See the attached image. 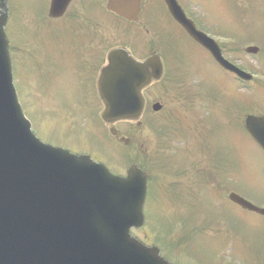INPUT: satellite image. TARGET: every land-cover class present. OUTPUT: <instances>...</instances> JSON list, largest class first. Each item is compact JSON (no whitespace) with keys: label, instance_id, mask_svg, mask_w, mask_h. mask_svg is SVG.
<instances>
[{"label":"rangeland","instance_id":"374dc122","mask_svg":"<svg viewBox=\"0 0 264 264\" xmlns=\"http://www.w3.org/2000/svg\"><path fill=\"white\" fill-rule=\"evenodd\" d=\"M181 2L198 26L214 32L217 37L220 36L222 42L226 44L222 47L228 59L237 65L252 67L253 72L261 71L260 69L264 67V53L249 56L239 52L240 50L234 52L232 46L235 42L242 44L245 38L255 36V32L248 31L244 21L246 18H264V0H181ZM14 4L17 5L18 13L21 12L23 5L28 12L32 14L36 12L33 0H14ZM25 15L29 17L12 20L11 25L15 34L11 33V35L18 41L26 33L24 28L29 30L27 25L38 22V18L32 17L30 13ZM18 26L20 29L16 30ZM166 30L176 38L171 55L177 53V56L186 58L187 62L183 65V69L167 72L165 81L157 85L154 90L153 99L164 104L163 111L167 116L173 115L172 123H169L167 130L170 135H174V124L179 119L184 127H182L183 133L186 131L190 132L187 135H191L197 134L196 130L199 131L195 145L202 144L208 150L209 154H204L206 161L210 158L214 174L224 179L214 185L210 182L201 193L194 194L193 190L186 187L185 192L177 189L171 196L172 183L181 181L195 184V175L187 173L180 178V174L175 172L174 168H162L158 160L155 162L153 156L156 153L158 136L154 125L146 124L141 129H135L124 124L125 131L131 129L136 132L132 145L121 148L107 139L102 140L101 145L103 152L112 158L117 156L116 150L119 153V156L109 162L112 169L125 172L130 164L139 163L151 173L153 191L145 207L147 225L143 230L135 231L134 235L159 244L167 257L181 264H245L239 257L245 254H249L251 260L247 261V264H256V261L260 260L259 257L264 255V218L231 204L228 195L237 189L245 198L264 206V153L243 130L240 132V118L242 120L245 118V114L241 112L250 107L245 96L246 92L251 95L254 93L253 98L262 101L264 105V90L258 91L262 83L258 84L257 80H253L248 83L249 88H247L246 82L236 80L233 74L218 66L205 49L184 32L180 33L175 28L168 27ZM33 49L32 43L20 52L33 53ZM170 57L169 55V59ZM19 62L20 59L17 64ZM18 71L19 89L21 88L25 102L22 103L23 108L32 121L35 132L42 140L51 143L62 140L52 132L60 123L59 120H62L61 128H71L80 123L84 128L85 125L89 126L86 123L90 120L81 122L82 112H77L80 109L83 111L86 104L64 102L59 96L36 99V96H32L37 91L35 72H30L26 84L24 74L27 73H23L20 67ZM173 73L176 77L175 83L178 79V88L175 87L174 90L169 86L170 82L165 83ZM206 86L207 92H201ZM187 100L189 102L185 103ZM205 100L209 101L210 113ZM256 106L259 105L254 101L253 109L256 110L252 111L253 113L260 111ZM70 135L71 137L63 139L67 142H75L74 140L81 136L77 129L72 130ZM126 136L130 137V134ZM136 139H139L138 146H134ZM185 142L178 140L174 146H185ZM189 142L193 143V141ZM106 145L107 148L104 147ZM188 151L189 148H185L184 152ZM172 152L175 154L174 150ZM190 153L192 156L195 155L196 146L191 147ZM199 154L197 153L195 159L188 157L187 160H199L201 157ZM184 159L177 153L172 161L183 164L186 163ZM189 169L195 171L191 167L185 170ZM230 234L233 237L231 241L228 237ZM237 237L244 240V244L255 247L244 254L242 250L237 249L239 244ZM207 238L211 242L206 243ZM222 239L225 241L224 245L221 244Z\"/></svg>","mask_w":264,"mask_h":264},{"label":"water","instance_id":"95a60500","mask_svg":"<svg viewBox=\"0 0 264 264\" xmlns=\"http://www.w3.org/2000/svg\"><path fill=\"white\" fill-rule=\"evenodd\" d=\"M69 1L53 0L52 14L62 15ZM117 1L111 0L110 8ZM167 3L223 67L244 76L176 0ZM119 13L129 15L123 9ZM4 24L0 18V264H171L157 246L145 245L131 232L145 222L144 171L132 166L127 177L114 175L89 156L46 144L33 132L13 83ZM125 67L106 70L101 80L103 115L109 122L139 117L144 107L140 91L161 72ZM248 129L264 148V117H249ZM230 199L264 214L237 193Z\"/></svg>","mask_w":264,"mask_h":264},{"label":"flooded vegetation","instance_id":"af4514ba","mask_svg":"<svg viewBox=\"0 0 264 264\" xmlns=\"http://www.w3.org/2000/svg\"><path fill=\"white\" fill-rule=\"evenodd\" d=\"M178 1L181 3V0ZM108 3L109 0H71L64 15L52 17L49 14L51 0H38L34 14L38 22L30 27V36L34 39L33 53L21 52L22 60L35 61V67L38 69L36 71L39 99L59 96L64 102L86 104L83 111L80 109L77 112H82L83 121L90 120L86 123L89 126L85 125L84 128L80 123L71 128H61L63 124H61L62 120H59L60 123L54 128V133L62 140L54 144L71 149L76 153L90 154L97 161L106 164L116 158L104 153L101 145L102 140L107 139L112 127L118 130V135H111L112 142L119 144L123 137H127L130 139L127 145H132L136 132L134 133L131 129L128 132L125 131L124 124L127 123L130 128L141 129V124L155 125L157 117L163 113V111L158 112L154 109L153 105L157 101L153 99L154 90L157 85L165 81L168 71L178 70L183 64L181 57L178 59L177 53L171 55L176 38L166 30V27L175 28L177 32H184L188 36L184 28L172 17L165 0H135L139 8L138 15H136L139 18L138 21L130 20L110 10ZM244 23L248 31L256 34L253 38H245L242 44L235 42L232 46L233 51L240 50L239 52L249 56L263 54L264 18H246ZM33 29H35L34 32ZM252 47L257 48L254 54L248 52V49ZM115 52L117 53L116 59L120 60L119 64L124 61L125 56L127 59L129 56L141 63L156 55H159L162 60L163 78L159 81H152L143 91L146 103L143 114L145 120H142V123L120 121L115 126H110L102 118L104 103L99 83L103 71L111 65V56ZM23 64L27 63L23 62ZM239 66L255 76L249 80H242L233 74L236 80L246 82L247 88H249L248 83L253 80H257L258 84H264V67L260 69V72H253L250 66ZM151 69L150 67L149 70ZM175 78L173 73V76H169L165 82H170L169 86H172L173 90L175 87L178 88V79L175 83ZM246 93L250 107L241 112L245 114L244 125L247 115L252 112L253 108V96ZM188 102L189 100L185 103ZM207 105L210 106L209 101ZM258 105L257 108L260 109L257 110L260 111L256 114H264L262 101ZM249 109L251 111L248 112ZM74 129L81 134L74 140L75 142H67L63 139L71 137L70 132ZM126 134H130V137ZM135 143V146H138L139 139H136ZM259 258L260 260L256 262L264 264V256Z\"/></svg>","mask_w":264,"mask_h":264}]
</instances>
